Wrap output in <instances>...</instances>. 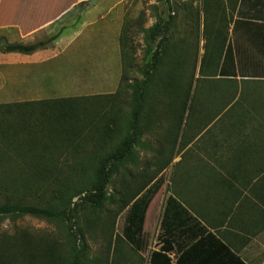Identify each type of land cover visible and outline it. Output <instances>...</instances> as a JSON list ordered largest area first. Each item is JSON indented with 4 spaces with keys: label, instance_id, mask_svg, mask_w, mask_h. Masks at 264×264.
Instances as JSON below:
<instances>
[{
    "label": "trees",
    "instance_id": "trees-1",
    "mask_svg": "<svg viewBox=\"0 0 264 264\" xmlns=\"http://www.w3.org/2000/svg\"><path fill=\"white\" fill-rule=\"evenodd\" d=\"M227 4L235 12L239 4L264 6V0H227L226 5L224 0H202L207 42L202 71L218 70L221 66L229 27L234 21L227 17ZM162 31L163 27L157 24L148 33L160 37ZM50 43L12 44L5 51L30 55ZM160 56L155 52L151 71H142L141 79L120 89L130 92L128 113H122L120 102L126 94L120 90L110 96L0 105V197L5 199V203L0 202V224L30 216L55 224L64 233L63 241L28 233L4 237L0 241V264L144 263L142 257L137 263L125 255L124 245L128 244L138 256L148 250L147 214L164 181L162 177L143 174L137 182L124 186L122 194L110 193L109 187L118 175H126L130 167L138 165V149L151 146L144 138L161 122L164 113L173 122L177 136L173 135L170 142L177 145L186 112L189 110L190 120L197 112H207L203 103H188L193 84L185 88L177 85L174 78L168 79L170 89L165 96L173 101L176 95L177 103H165L164 85H160L165 80L159 73L163 55ZM109 107L114 115L107 112ZM203 114L195 116L199 123L206 118ZM195 118L193 121H198ZM93 140L100 142L88 150ZM103 140L106 149H102ZM159 154L164 157L163 151ZM162 166L166 168L168 160ZM37 193L43 205L15 199V194L27 198ZM112 207L117 211H111ZM126 210L127 226L122 236H116V220ZM100 233L106 243L102 250L105 258H92L87 240ZM190 236L193 243L187 247L185 240ZM159 241L160 249L149 255L148 264H246L172 197L163 212ZM173 252L178 254L176 262L171 258Z\"/></svg>",
    "mask_w": 264,
    "mask_h": 264
},
{
    "label": "rangeland",
    "instance_id": "rangeland-1",
    "mask_svg": "<svg viewBox=\"0 0 264 264\" xmlns=\"http://www.w3.org/2000/svg\"><path fill=\"white\" fill-rule=\"evenodd\" d=\"M15 2L17 5L32 3L37 9L39 5L44 6V9L49 6L47 11H29L27 16L29 20L34 18L37 25L47 16L53 18L46 24V29L39 27L38 33L31 38L51 41L37 54V57H44L49 53L51 60L35 69L38 77L33 91L30 87L20 85L25 77L29 81L30 78L23 73V67L17 66V63H23L22 61L28 60L29 56L7 53L5 48L8 44H21L24 41H20L16 34L0 30V105L115 95L125 84L141 79L142 71H151L155 52H159V56L163 55L159 69L160 76L165 80V83L160 84L164 85L162 95L166 97L165 92L170 89L168 79L174 78L178 82L177 85H183L185 88L190 83L193 84L188 103L206 105L204 111L207 112L204 114L197 112L192 116V120L189 110L186 112L182 136L179 137L177 145L173 140L170 142L175 130L172 128L173 122L166 118L167 113H164L161 122L144 138L145 143L151 146L145 150L138 149L140 154L138 165L130 167L126 175L123 173L118 175L114 184L109 187L110 193L119 195L124 192V186L137 182L143 174L157 179L163 177L164 184L152 201L147 214L145 231L149 242L148 250L138 256L128 244L124 245L125 255L133 257L137 263L141 262L142 257L143 264H148L149 255L153 251H158L161 246L158 238L160 221L165 203L171 195L170 177L178 167H183V163H193L197 158L204 157L202 148L209 137L205 131L216 118L224 115V103L230 101L245 103V100L246 103H260L262 107L260 116L264 117V82L246 80L243 82L242 92L238 84L234 87L224 84L221 72L223 56L218 70L215 68L202 71V59L207 43L204 35L205 12L202 9V0H15ZM224 2L226 5L227 0ZM227 7L229 8L227 17L230 19L232 17L233 20L235 17H242L245 12H249L252 17L255 13L251 6L241 7L240 11L237 7L235 12H232L229 4ZM19 13H15L13 19L25 21L23 25L28 26L30 22L23 14L19 17ZM9 24L11 23L8 19L0 17V28L9 27ZM12 24L16 25V21ZM157 24L163 27L160 37L148 33ZM30 59L36 60V56H31ZM250 60L245 62L247 68L251 70L248 71V75H256L257 72L252 73L255 60L254 62ZM19 72L21 73L18 74ZM120 92L122 95L126 94L120 102L123 103L122 113H128L130 92L126 93L125 90ZM172 99L166 97L165 103H177L176 95L173 101ZM107 112L114 115L110 107ZM202 114L206 118L203 119L204 122L199 123L195 116ZM194 118L198 121H193ZM222 125L221 120L214 124L215 133L221 130ZM166 138L168 142L164 143ZM190 140L194 141L188 148L190 150L187 152V149V153L182 152ZM103 141L102 149H106V141ZM99 142L91 141L87 149L91 150L93 144ZM159 151H163L164 157L160 158ZM62 159L61 164L64 162ZM165 160H168L166 169L162 166ZM180 161L181 163L177 164ZM15 195V199L25 200L26 204L43 205L44 202L39 193L35 197L27 198L22 194ZM0 202L5 203V199L0 197ZM111 211L116 212V207H112ZM127 214L128 210L117 218L114 235H123L127 226ZM106 217L107 215H104L103 218ZM22 233L59 241H63L64 234L55 224L30 216L7 219L0 224V241L4 237H18V234ZM98 235L99 237L92 234L87 240L91 249L90 255L92 258H105L102 250L106 243L101 233ZM239 255L248 264H264V232L256 237L246 250L239 251Z\"/></svg>",
    "mask_w": 264,
    "mask_h": 264
},
{
    "label": "crops",
    "instance_id": "crops-1",
    "mask_svg": "<svg viewBox=\"0 0 264 264\" xmlns=\"http://www.w3.org/2000/svg\"><path fill=\"white\" fill-rule=\"evenodd\" d=\"M241 7L239 4V11ZM251 7H256L253 8V17L245 12L242 17H235L230 25L221 69L224 84L232 87L238 84L241 92L246 80L264 82V6ZM48 9L49 6L44 9L39 5L37 9L32 3L17 5L15 0H0V17L11 23L0 30L16 34L20 41H24L22 45L42 42L31 38L38 33L39 27L46 29V24L53 18L47 16L37 25L34 18L29 20L27 13ZM19 12L30 22L28 26L23 25L25 21L13 19V15ZM21 14L19 17H22ZM13 21H16V25L12 24ZM41 50L43 48L26 55L29 56L28 60H23V63H17V66L23 67L24 72H21L30 78L29 81L25 77L20 85L30 87L31 91L37 84L38 73L35 69L51 60L49 53L37 57ZM31 56H36V60L31 61ZM246 60H255V71L253 69L252 73L257 72L256 75H248L251 70L247 68ZM230 102L223 104L224 115L216 118L205 131L209 137L203 144L204 157L197 158L193 163H183V167H178L170 177L171 195L168 199L174 198L201 227L214 234L241 258L239 251L246 250L264 232V117L260 116V103H246V100L245 103ZM219 120L223 125L215 133L214 124ZM189 142L182 152L190 150L188 148L194 141ZM187 243V247L193 243L192 236L185 240ZM171 258L176 262L177 252H173Z\"/></svg>",
    "mask_w": 264,
    "mask_h": 264
}]
</instances>
